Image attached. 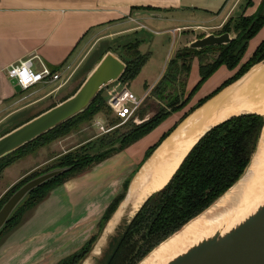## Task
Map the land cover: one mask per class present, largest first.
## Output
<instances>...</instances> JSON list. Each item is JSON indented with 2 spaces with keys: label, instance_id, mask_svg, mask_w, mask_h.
I'll use <instances>...</instances> for the list:
<instances>
[{
  "label": "crops",
  "instance_id": "1",
  "mask_svg": "<svg viewBox=\"0 0 264 264\" xmlns=\"http://www.w3.org/2000/svg\"><path fill=\"white\" fill-rule=\"evenodd\" d=\"M234 1L0 0V128L10 123L14 116L27 110L32 109L34 113L32 115L28 113V116L24 115L21 118L31 117L44 110L61 89V87L56 88L58 81H54L15 91L4 71L17 59L36 55L51 70L66 69L67 73L69 71L67 66L73 64L75 50L84 41L94 37L97 39L112 36L121 38L143 30L149 34V38L145 42L142 40L139 45L146 43V48L153 45L159 54V59L164 55L157 72H152L150 76H147L148 79H144L146 76L140 79V86L143 88L148 86L147 89H149L161 76L167 60L174 55L177 46L186 47L190 41L212 33L197 32L207 26L212 30L218 28L228 12L233 9ZM258 1L253 3V7ZM149 19H155L154 22L158 24L150 23ZM160 24L165 26L160 27ZM263 28L264 25L258 32H262ZM164 36H167V39ZM183 38H185L184 41ZM263 38L264 34L258 40ZM259 41L250 48L247 44L244 55H250ZM179 42L181 44H178ZM152 56L153 54L149 53L142 67ZM193 59L191 62L195 63L197 70V61ZM33 66L36 68L37 64ZM142 67L133 79L141 76V72H144ZM219 68L224 70L221 82L233 72L223 66ZM197 79L198 74L195 79H187L186 87H191ZM202 87L201 84L186 106L171 113L148 134L123 150L92 165L88 170L53 187L42 200L24 211L18 223L5 233L0 244V264H58L62 259L77 252L96 233L105 208L114 197L124 191L126 181L138 168L137 165L146 149L163 133L169 131L168 135L174 132L195 111H190L181 118L182 114L198 98L214 89L202 94L204 92ZM223 88L196 109L216 96ZM145 90H142L138 96ZM71 136L67 135L46 145L45 147L49 148L47 151L49 157L52 155L57 157L75 148L70 147L59 151L62 149V142ZM45 147L38 148L35 152L3 169L0 175V190L3 189V193L46 160L54 158H42L41 154L47 150ZM37 155L38 159H35ZM129 171L131 173L126 178ZM5 177L8 180L2 182ZM122 183H124L123 186ZM32 228L34 230L29 232Z\"/></svg>",
  "mask_w": 264,
  "mask_h": 264
},
{
  "label": "trees",
  "instance_id": "2",
  "mask_svg": "<svg viewBox=\"0 0 264 264\" xmlns=\"http://www.w3.org/2000/svg\"><path fill=\"white\" fill-rule=\"evenodd\" d=\"M251 6H253V2L247 0L244 7ZM230 22L231 19L222 27L221 32L230 31ZM263 25L264 0H259L250 15H238L231 29L234 37L229 43L202 47L200 49L182 47L176 51L167 60L161 76L149 89L148 96L158 102L156 110L151 116L137 124H134L133 121H128L126 123L128 128L118 135L107 137L108 133L102 134L92 143L90 141L93 139L87 140L77 147L54 157L50 166L40 172L31 171L11 185L0 196L1 206L17 187L31 177L53 167L70 166L68 171L31 191L23 205L8 220L4 229L0 232V237L11 230L18 223L23 212L42 200L53 187L88 170L92 165L133 144L148 134L171 113L181 110L192 99L200 85L220 66H223L228 71L234 70V72L212 91L198 98L182 114L181 118L223 87L237 80L250 66L264 59L263 38L255 46L249 57L239 65L247 50L248 41ZM140 43L141 39L134 34L126 35L114 41L115 46L119 47L120 50V53L116 54L125 63L124 71L117 82L126 83L132 80L149 57V52L138 51L137 48ZM108 50L109 48L99 53L94 62L88 67L86 73ZM208 53L215 54V56L210 61L202 62L203 57ZM193 58L197 60L198 79L188 89L186 84H184L182 89L177 90L178 78L180 75L187 77L190 70V62ZM74 89L68 95L60 98V100L69 96ZM100 91L83 112L0 158V175L4 168L19 159L35 152L44 145L65 137L70 131L77 130L79 124L91 120L96 113L100 111L110 112L105 103V97L100 94ZM53 104H49L46 108ZM138 114L140 116L143 115L142 109L139 108ZM31 117L12 119L11 121L13 122H10L11 126L1 130L0 136ZM113 122L114 119H111L107 124L109 125ZM263 122L261 115L243 113L230 116L207 130L191 146L166 184L160 190L150 194L139 206L129 222L110 239L100 264H136L158 243L164 242L171 237V234L180 229L187 221L189 222L190 219L192 220L193 217L198 216L202 210L214 200L216 201L237 180L248 164L255 149ZM168 132L163 133L155 143L146 149L137 167ZM128 181L129 179L124 185V190ZM122 196L123 194L121 193L114 197L107 205L98 222L97 232L77 252L62 259L58 264L80 263L89 252L98 233Z\"/></svg>",
  "mask_w": 264,
  "mask_h": 264
},
{
  "label": "water",
  "instance_id": "3",
  "mask_svg": "<svg viewBox=\"0 0 264 264\" xmlns=\"http://www.w3.org/2000/svg\"><path fill=\"white\" fill-rule=\"evenodd\" d=\"M233 37L234 36L231 37L228 32H222L219 34L209 33L200 38H196L190 41L189 43H187L186 47L192 49H200L202 47H207V46L222 45L229 43ZM258 63L259 64L264 63V59L260 60L255 64ZM252 66H250L247 69V71ZM124 68H125V63L118 56H116L115 54H113V52L109 50L104 52V54L91 67V69L86 73L82 81L77 85V87L69 96L65 97L60 101H57L52 106L42 110L38 114L32 116L25 122L10 129L9 131L5 132L0 136V158L19 149L20 147H22L26 143H29L33 139L39 137L43 133L55 128L56 126L64 123L65 121L71 119L77 114L83 112L93 101V99L96 97V95L102 88L106 87L110 83L117 82L118 78L121 76L122 72L124 71ZM245 73H243L238 79H240ZM10 80H11V84L14 86L15 91H19L20 89L17 85H15L14 80L13 79ZM227 86H225L224 88H226ZM196 108H194L191 112L195 111ZM244 113H253V112H244ZM213 126L214 125L210 126L207 130H209ZM207 130H205L197 138V140ZM169 135L170 134H168L163 140L159 142L158 145L154 147V149L149 153V155L141 162V164L135 170V172L128 181L127 187L125 189V192L121 200L118 202L112 214L109 216V218L103 225L102 229L100 230L99 232L100 236L103 233H105L104 231L107 227V224L113 218V216L118 212L119 209L121 210H120V214L117 217L118 220L115 222V225L111 228V231H113L114 228H116L118 225L122 224L123 220L125 221L123 226L126 225L129 222V220L132 218L134 213L137 211L139 207L130 216L131 209L129 203L131 200L130 187H131L132 179L136 174V172H138L140 167L143 165V163L150 157V155L154 152V150ZM257 143L245 169L230 187H232L234 184L238 182H242V181L244 182L247 179V177L251 174L249 164L256 151ZM69 169L70 166L50 168L46 171H43L31 177L30 179L22 183L19 187H17L0 206V232L4 229L6 223L14 214V212L21 205H23V203L26 201V199L28 198L29 194L33 189L43 185L44 183L61 175L62 173L68 171ZM225 192H223L221 195H223ZM220 196L218 198H220ZM214 201L208 207H210L214 203ZM208 207L202 210L199 214L204 212ZM214 217L216 216L211 217L212 220H214L213 219ZM181 228L178 229L176 232L180 231ZM118 230H120V228H117L115 233L108 239L106 243V248L108 246L110 239L117 234ZM99 235L96 237L94 243L92 244L89 252L85 255V257L90 254L93 245H95L96 242L98 241ZM160 243H158L154 248H152L136 264H141L144 259L149 258L157 250ZM160 264H264V201L262 202V204L257 205L251 213L247 214L244 218H242L240 221L230 226L228 229L225 230L214 229L210 234L201 237L196 242L187 246L183 251L177 253L170 259Z\"/></svg>",
  "mask_w": 264,
  "mask_h": 264
},
{
  "label": "bare ground",
  "instance_id": "4",
  "mask_svg": "<svg viewBox=\"0 0 264 264\" xmlns=\"http://www.w3.org/2000/svg\"><path fill=\"white\" fill-rule=\"evenodd\" d=\"M244 112L256 113L264 119V63L253 65L240 79L196 109L154 150L132 179L130 216L147 196L166 184L189 148L205 130L228 116ZM249 168L251 174L244 182L234 184L204 212L159 244L157 250L141 264L163 263L214 229H228L262 204L264 122ZM120 210L107 224L105 233L115 225ZM212 216H216L214 220Z\"/></svg>",
  "mask_w": 264,
  "mask_h": 264
},
{
  "label": "rangeland",
  "instance_id": "5",
  "mask_svg": "<svg viewBox=\"0 0 264 264\" xmlns=\"http://www.w3.org/2000/svg\"><path fill=\"white\" fill-rule=\"evenodd\" d=\"M246 1L247 0H235L234 1V5H233V9L231 10V12H228V14L225 17V19H223V21H221V23L219 24V27L213 29L214 32L221 33L222 27L231 19V22L229 24L230 31H228V33H229V35L231 37L234 36V34H233L231 29H232V25H233L234 21H236L238 15L242 14V15L248 16L254 10L253 6L247 7V8L244 7ZM257 1L258 0H251V2H253V3L257 2ZM154 21H155V19H152V20L149 19L150 23L151 22L152 23H157V22H154ZM159 26L160 27L161 26H165V24H160ZM213 30H212V28L207 26V28H202V31L200 30V32H197V33L204 34V33L208 32V31H213ZM133 34H129V35H133ZM263 34H264V28H263L262 32H260V33L258 32L257 34H255L251 38V41L249 40L250 42L248 43V48L252 47L255 42H258L259 41L258 39ZM134 35L137 38L139 37V39H141V41L144 40V42L147 40V38H149V34L147 32H145V31H143V30H141L139 33H136ZM121 38L120 37H116V36H112L111 38L97 39L96 37H94V38L89 39L88 41H84L83 43H81L80 47H78L75 50L76 55H75L74 61L72 62L73 64H69V66H67L68 70L71 71V76L69 77L68 81L61 87V89L59 90L58 95L55 98H53L52 100H50L49 103L50 104L51 103H56L58 100H60V98H62L65 95H68L69 92H71L74 88H76L77 85L85 77L88 67L94 62V60L99 55V53H101L105 49L109 48V50L110 51L113 50V54H115L117 56L116 53H120V50H119V47L115 46L114 41L118 40V39H121ZM164 38L167 39V36H164ZM184 40H185V38H183V41ZM164 44L167 45L166 41H164ZM178 44H181V43L179 42ZM145 45H146V43H145ZM145 45L143 43L141 45H139L138 48H137L138 51L139 52H149V53H152L153 56L142 67V69H144L143 70L144 72H141V76L138 77V78L136 77L135 79H133L132 81H130V82H128L126 84V87L135 96H138L141 93L142 90L147 89V87H148V86H146L144 88L141 87L140 86L141 85L140 84V79L143 78V76H146V77H144V79H148L147 76H150V74L152 72L153 73L157 72L156 70H158L160 62H161V60H162V58L164 56V55H162L161 58L159 59V54H158L156 48H153V45L152 46H148L146 48ZM177 47L178 48H176L175 51H178V50L181 49L180 46H177ZM175 51H174V53H175ZM214 56H215V54L208 53V54H206L203 57L202 62L210 61ZM248 57H249V54L244 55V57H242V59L240 60L239 65L243 61H245ZM194 61H197V60L195 59ZM190 64H191V66H190V71H189L188 77H186L185 75H180L179 76L178 82L176 84L177 90L182 89L184 87V84H186V80L187 79H192V78L195 79V76L197 75L196 66H195L194 62H190ZM34 68H35V66H34ZM142 69H141V71H142ZM74 71H75V73H74ZM223 71H224L223 68L217 69L215 72H213L206 79V81L204 83H202V86H203L202 87V91H204V92H202V94H204L208 90L210 91L212 88H215L216 86L219 85V83L221 82V80L223 78V75H224ZM233 72H234V70H233ZM114 84L115 83H110L106 87L102 88L101 91H100V94L103 97H106L107 89H109ZM157 105H158V102L147 95V97L144 99V102L142 103L141 107H139L140 109H142L143 115L140 116L138 114V110H139V108H138L135 111L133 117L131 119H127V120L117 119L108 111L107 112L100 111V112L96 113L92 117L91 120L85 121V122L79 124L77 130L70 131V133L68 135H72V136L70 138H68L67 140H65L64 142H62V144H61L62 149H60L59 151H61L63 149L70 148V147L71 148L72 147H77L78 145L84 143L85 141L91 140V138L93 140H91L90 143H92V142L96 141L98 139V137H100L102 134H105V133H108L107 137L108 136H113V135H118V134L124 132L128 128V126L126 124L128 121H133L134 124H137V123H140V122L144 121L149 116H151L154 113V111L156 110ZM28 113L32 115V113H34V112H32V109H30V110H27V111H25L24 113H22V114H20L18 116H15L12 119H16V118L21 117V116L24 117V115L28 116ZM111 119H114V122L108 125L107 123ZM96 121L100 122L101 127H99L98 125L94 124ZM263 121H264V119H263ZM10 122L12 123L13 121H10ZM4 125H6V124H4ZM10 126H11V124L8 123L5 127L8 128ZM5 127H3L2 129L0 128V131L3 130ZM104 130H107V131L103 133ZM260 133H261V130H260ZM60 139H62V138H60ZM45 146L46 145H44V147ZM45 149H47L46 152H43L41 154V156H42V158H46L47 159L49 157V153L47 152L49 150V148L45 147ZM50 157H54V155H52ZM35 159H38V155H37V157H35ZM46 159H44V161ZM52 163H53V160L52 159L51 160L48 159L42 165L38 166V168H36L35 171L36 172H40V171L44 170L46 167L50 166ZM130 171L127 172V174H126L127 177L125 176L126 178H128L129 173H131ZM6 178L7 177L3 178L2 182H5L6 180H8ZM0 180H1V178H0ZM123 185H124V183H122V186ZM2 190L3 189L0 190V195L3 193ZM124 192H125V190L122 192V194H124ZM124 222L125 221L123 220L122 224L118 225L111 232L103 233L101 236L98 233V235H99L98 241L96 242L95 245H93L92 250L90 251V254L88 256H86L84 259H82L83 261L81 260L79 264H82V263L83 264L84 263L85 264H100V261L102 259V255L104 254V252L106 250V243H107L108 239L115 233L117 228L121 229V227L123 226ZM33 230H34V228L30 229L29 232H32ZM119 231L120 230H118V232ZM96 232H97V230H96ZM4 236H5V233L0 237V244L3 241V239H4Z\"/></svg>",
  "mask_w": 264,
  "mask_h": 264
},
{
  "label": "built area",
  "instance_id": "6",
  "mask_svg": "<svg viewBox=\"0 0 264 264\" xmlns=\"http://www.w3.org/2000/svg\"><path fill=\"white\" fill-rule=\"evenodd\" d=\"M35 63L37 64L36 68L33 66ZM21 65H23L21 70H26L27 78L29 79V84L26 87L20 86L18 83L19 77L13 78V76L10 75L15 68H21ZM65 71L66 69L53 71L43 64L36 55H31L22 59H17L15 62L10 63L5 68L4 73L8 79L14 80L15 85H17L20 90H26L36 84H45L54 81H58L56 88H60L71 76V71L67 73ZM149 89L143 91L140 96H135L126 87L125 83L115 82V84L106 91L105 103L109 108L110 113L115 118L122 120L131 119L135 111L142 105L144 99L147 97ZM94 124L101 127V124L98 121ZM106 131L107 130H104L103 133Z\"/></svg>",
  "mask_w": 264,
  "mask_h": 264
},
{
  "label": "clouds",
  "instance_id": "7",
  "mask_svg": "<svg viewBox=\"0 0 264 264\" xmlns=\"http://www.w3.org/2000/svg\"><path fill=\"white\" fill-rule=\"evenodd\" d=\"M23 68V65H21V68H15L13 70L12 73H10V75L13 76V78H17L18 79V83L20 84L21 87H26L29 84V79L27 78V72L22 71L21 69Z\"/></svg>",
  "mask_w": 264,
  "mask_h": 264
},
{
  "label": "flooded vegetation",
  "instance_id": "8",
  "mask_svg": "<svg viewBox=\"0 0 264 264\" xmlns=\"http://www.w3.org/2000/svg\"><path fill=\"white\" fill-rule=\"evenodd\" d=\"M210 32H212L213 34H219V33H217V32H214V30L213 31H210ZM222 33V32H221Z\"/></svg>",
  "mask_w": 264,
  "mask_h": 264
}]
</instances>
